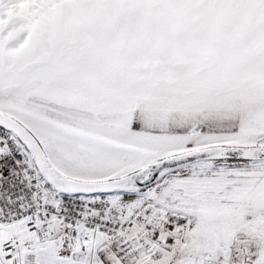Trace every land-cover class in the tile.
I'll use <instances>...</instances> for the list:
<instances>
[{
	"label": "snow or ice",
	"instance_id": "1",
	"mask_svg": "<svg viewBox=\"0 0 264 264\" xmlns=\"http://www.w3.org/2000/svg\"><path fill=\"white\" fill-rule=\"evenodd\" d=\"M0 264H264V0H0Z\"/></svg>",
	"mask_w": 264,
	"mask_h": 264
}]
</instances>
